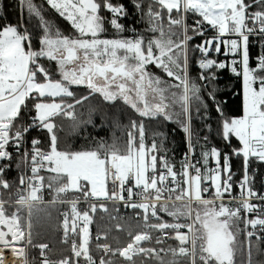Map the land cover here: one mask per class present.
<instances>
[{"label": "snow or ice", "instance_id": "obj_1", "mask_svg": "<svg viewBox=\"0 0 264 264\" xmlns=\"http://www.w3.org/2000/svg\"><path fill=\"white\" fill-rule=\"evenodd\" d=\"M15 3L13 23L0 0V264L5 250L37 264L26 249L52 211L70 254L40 244L39 264H264V0ZM228 68L242 85L234 112L218 84ZM62 119L86 146L62 141ZM109 119L121 137L87 131ZM109 203L126 242L93 236Z\"/></svg>", "mask_w": 264, "mask_h": 264}, {"label": "trees", "instance_id": "obj_2", "mask_svg": "<svg viewBox=\"0 0 264 264\" xmlns=\"http://www.w3.org/2000/svg\"><path fill=\"white\" fill-rule=\"evenodd\" d=\"M6 2L10 5V7L7 10V14L11 21L13 23L16 22L18 18V10L15 3V0H6ZM37 3H40L41 0H36ZM259 53V47L253 46L251 48V54L253 57V63L255 62V56ZM212 56L215 58H218L219 60H226L230 59L229 57H225L223 54H216L212 53ZM219 76L220 79L218 81L219 87L221 89L220 95L229 102V107L232 109V111H235V106L238 103V97L236 93H239L242 89L241 81L237 80L235 75L231 72L230 68L219 70ZM92 105H96L97 101L93 100ZM88 107L89 105L86 103L83 107L77 108V116L82 119H87L88 116ZM108 111L110 117H116L118 116L122 124H127L128 119L127 115L120 112V110L116 109H106ZM93 121L99 125L100 123V114L96 113L93 115ZM60 125V131L59 136L62 139V141L66 142L67 144L73 145L77 148L86 146L84 139L82 138L84 133L82 131H73L72 128V121L68 119H62L59 121ZM174 127V126H173ZM87 131L91 133L93 137H104L105 139L111 141L113 132H115L116 136L121 137L122 133L119 129L114 128L112 126V120L109 119L106 122L105 128L99 132L92 129L91 125L87 126ZM171 139V138H170ZM175 143L170 144V147H175L176 149V158L177 160L180 159V157L183 154V147L181 145V138L179 135L174 137ZM233 170L236 173V177L239 178L241 175V162L239 160L234 159L233 160ZM257 187H259V184H257ZM5 198H7V194H5ZM108 212L105 213L101 210H97V212L93 215L94 223L91 225L92 232L95 233L97 231V226H99L101 229L108 230V225H113L115 230L110 231L113 233L109 234V238L111 237H118L121 242H126L127 235L126 231H117L116 230V223L118 221H114L110 218V213L113 212V205L109 203L107 205ZM131 212H126L124 214L125 217L131 216ZM121 223H123L121 221ZM131 224L132 226L135 225V221H129L128 224H125V228H127ZM115 232V233H114ZM241 241L244 240V237L240 238ZM169 244H175L173 241H169ZM33 244L37 245V247H29V257L30 260L35 257L37 264H39V261L42 259L40 256V249L38 245L40 244H46L48 247V251L46 249V254L49 256L52 260H57L62 258L65 255H69V245H66L63 243V228H62V215L56 211H52V217L49 219L47 216H44L41 214L40 220L38 223H36V226L33 231Z\"/></svg>", "mask_w": 264, "mask_h": 264}, {"label": "bare ground", "instance_id": "obj_3", "mask_svg": "<svg viewBox=\"0 0 264 264\" xmlns=\"http://www.w3.org/2000/svg\"><path fill=\"white\" fill-rule=\"evenodd\" d=\"M3 264H22V259L5 250L3 252Z\"/></svg>", "mask_w": 264, "mask_h": 264}, {"label": "built area", "instance_id": "obj_4", "mask_svg": "<svg viewBox=\"0 0 264 264\" xmlns=\"http://www.w3.org/2000/svg\"><path fill=\"white\" fill-rule=\"evenodd\" d=\"M48 197H46V199H47ZM83 207H85V208H87L88 206H87V204H84L83 205ZM66 209L65 208H61L60 209V212H63V211H65ZM126 212H131L130 210H125L123 207H121L120 208V215L121 216H124V214L126 213ZM112 214H114V212H112ZM62 221H63V217H62ZM90 228H91V226H90ZM91 231H92V229H91ZM93 233V232H92ZM96 233V232H95ZM95 233H93V236L95 235ZM46 251V250H45Z\"/></svg>", "mask_w": 264, "mask_h": 264}, {"label": "rangeland", "instance_id": "obj_5", "mask_svg": "<svg viewBox=\"0 0 264 264\" xmlns=\"http://www.w3.org/2000/svg\"><path fill=\"white\" fill-rule=\"evenodd\" d=\"M229 58H230V57H229ZM223 61L230 62V59H229L228 61H227V59H226V60H223ZM107 229H110L111 231H114V230H115L114 226L111 225V224L108 225V228H107ZM110 233H113V232H110ZM110 233H109V234H110ZM114 233H115V232H114ZM241 237H242V236H241ZM241 237H240V238H241ZM240 238H239V239H240ZM48 248H49V247H48ZM48 248H47V251L49 250ZM6 251H7V252H10L11 254H13L11 250H6ZM26 251L28 252V256H29V248L26 249ZM30 258H31V257H29V259H30Z\"/></svg>", "mask_w": 264, "mask_h": 264}, {"label": "crops", "instance_id": "obj_6", "mask_svg": "<svg viewBox=\"0 0 264 264\" xmlns=\"http://www.w3.org/2000/svg\"><path fill=\"white\" fill-rule=\"evenodd\" d=\"M231 59V58H230Z\"/></svg>", "mask_w": 264, "mask_h": 264}]
</instances>
